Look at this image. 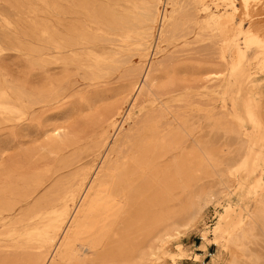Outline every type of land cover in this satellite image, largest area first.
Wrapping results in <instances>:
<instances>
[{
	"label": "rangeland",
	"instance_id": "obj_1",
	"mask_svg": "<svg viewBox=\"0 0 264 264\" xmlns=\"http://www.w3.org/2000/svg\"><path fill=\"white\" fill-rule=\"evenodd\" d=\"M180 2L159 3L140 46L121 0H0V264H128L192 215L151 264H225L236 237L233 264H264V48L245 44L240 0L222 60L167 36ZM225 6L207 0L196 19L210 26ZM185 124L182 149L165 153ZM113 204L96 248L86 228Z\"/></svg>",
	"mask_w": 264,
	"mask_h": 264
},
{
	"label": "bare ground",
	"instance_id": "obj_2",
	"mask_svg": "<svg viewBox=\"0 0 264 264\" xmlns=\"http://www.w3.org/2000/svg\"><path fill=\"white\" fill-rule=\"evenodd\" d=\"M121 1L127 8L128 5L129 8H135V12H133L132 14L129 13L131 14V17L134 18V20L125 19L124 16H121L120 19L123 20L122 23L126 24L128 22L130 26L137 27L140 33L138 35V38L135 39V43H139L140 46H145L147 43V39L151 36L152 29L156 23V20L158 19V5L162 0H142L143 5H140L141 7L134 6L135 0ZM205 1L207 0H190V2L182 0V2L174 5L176 6V8H174L173 11L169 12V16L168 14H165L164 16V20H167V22L166 26L162 29V32H164L171 38L179 37L180 39H184L185 42L189 40V37L193 36L196 41L206 42L207 46L218 47L217 54L222 60L228 53L226 49L228 38L230 37V35H232L233 31H237V29L234 30V21L235 19H237L239 13V9L236 4L239 0H224L225 5L228 6L229 4H232V9L227 11L226 13L221 14L220 16H212L210 23L211 27L202 24L196 19L199 6L205 3ZM240 2L243 11V17H241L242 22H240V25H244L245 20H248L249 22V27L247 29H243L245 44L251 48H264V0H240ZM212 30L215 32V34H213ZM234 33L236 34V32ZM235 34L233 35L235 36ZM122 37V40L126 43L133 41V37H131L129 34H125ZM122 40H114V42L117 43ZM234 54L235 58L238 57L237 51ZM147 82L148 76L145 78L146 86L148 84ZM148 88H150L149 90L152 91L153 86H150L149 84ZM163 111L164 110H161L160 112L152 114L151 119L162 118L164 116ZM189 136L190 131L187 128L186 124L182 125L177 130L169 131L168 133H166V137L161 144L162 149L165 151V153H173L179 151L182 149V145L186 141L185 137ZM200 149L203 153H205L207 159L211 163H213L214 155L210 152L209 148L205 149L200 147ZM114 171L119 175L124 172L121 165H117ZM198 189H200V187H198ZM198 191L201 192V190ZM200 197L201 196H198L199 201L201 200ZM253 213H256L258 215V212ZM105 214L106 215H103V217L99 221L89 224L85 231L86 235L93 237L96 248L103 247L105 226L108 222H111L115 218L117 214L116 205L113 204L108 207ZM194 218L195 215H192L190 216L186 224L178 225L177 228H170L165 230L164 232L158 233L156 237H154L143 246L142 253L134 257L131 261H129L128 264L153 263L154 258L163 251L165 244L169 242V240L171 241L173 238L178 237L186 232L187 229L193 227V223L195 222ZM254 227L255 220L253 218H249L246 225L244 226L245 236H248L254 230ZM245 251L246 249L244 247V244L241 242L240 238L236 237L229 243L228 252L231 256V259L225 264H233V261L235 259L241 258L245 254ZM81 253L84 254V257H86L88 255V250H83ZM89 261V259L85 258V264H89Z\"/></svg>",
	"mask_w": 264,
	"mask_h": 264
}]
</instances>
